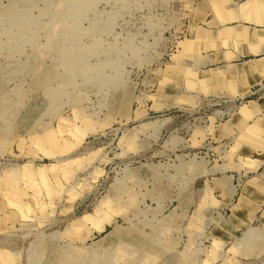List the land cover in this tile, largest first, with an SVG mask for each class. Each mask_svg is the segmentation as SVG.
<instances>
[{"label":"rangeland","instance_id":"obj_1","mask_svg":"<svg viewBox=\"0 0 264 264\" xmlns=\"http://www.w3.org/2000/svg\"><path fill=\"white\" fill-rule=\"evenodd\" d=\"M245 1L0 0V264H264V83L188 41Z\"/></svg>","mask_w":264,"mask_h":264},{"label":"crops","instance_id":"obj_2","mask_svg":"<svg viewBox=\"0 0 264 264\" xmlns=\"http://www.w3.org/2000/svg\"><path fill=\"white\" fill-rule=\"evenodd\" d=\"M225 6L223 17L227 22L241 19L222 30H193L188 34V41L198 42V48L205 49L199 64L202 68L216 65L232 68V76L237 77L234 82L243 85L241 88H245L246 94L254 88L252 85L264 83V0H246L236 18L228 11L226 3ZM215 74L214 83H221L227 76L226 72ZM249 104L252 112L258 113L264 108V95Z\"/></svg>","mask_w":264,"mask_h":264}]
</instances>
